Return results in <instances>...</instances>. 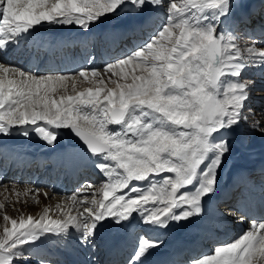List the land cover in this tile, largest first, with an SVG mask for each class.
Segmentation results:
<instances>
[{
  "label": "snow or ice",
  "instance_id": "snow-or-ice-1",
  "mask_svg": "<svg viewBox=\"0 0 264 264\" xmlns=\"http://www.w3.org/2000/svg\"><path fill=\"white\" fill-rule=\"evenodd\" d=\"M158 11L165 13L164 23L134 49L106 61L107 78L95 68L89 72L88 62L75 75L32 74L0 63V137L35 135L55 148L67 133L82 146L75 155L107 181L100 200L91 183L80 186L78 193L92 198L71 197L82 209L76 215L52 218L44 209L38 218L11 219L0 234V264L32 259L26 249L49 236L64 243L75 238L84 264H98V226L106 220L132 226L136 217L126 264H146L170 226L205 214V201L216 195L237 145L264 136V110L258 114L250 104L255 81L242 75L264 69V0H0V54L44 24L89 32L119 17L134 31ZM240 31L259 37L245 44L246 58ZM91 80L99 86L76 90L77 82ZM69 85L74 94H66ZM58 90L64 94L56 98ZM4 179L0 171V187L16 192ZM188 264H264V216Z\"/></svg>",
  "mask_w": 264,
  "mask_h": 264
},
{
  "label": "bare ground",
  "instance_id": "bare-ground-1",
  "mask_svg": "<svg viewBox=\"0 0 264 264\" xmlns=\"http://www.w3.org/2000/svg\"><path fill=\"white\" fill-rule=\"evenodd\" d=\"M165 18V13L163 11H158L143 24V27L137 28L134 31L130 30L125 22L119 17H109L104 20L102 24L93 28L89 32H84L75 26L44 24L38 29V31L33 32L31 36L22 37L18 44L10 45L8 52L0 57V63H4L6 67H17L22 71H30L32 74L40 75H75L77 69H80L86 62H88L87 70L89 72L93 68L100 71L104 68L106 61H110L113 57L120 56L141 44L149 34L164 23ZM132 35H136L138 40L136 44L132 43L130 50L127 51L128 46L127 42H125L126 37ZM104 37H106V39H104ZM254 38L259 37L258 35L252 36L251 39ZM119 39L124 41L123 46L122 44L120 46L116 45V42ZM55 40L56 42L59 41V44L63 46L64 49L69 48L70 51L73 49L74 52L76 47L78 48L79 46H82L81 51H83V53L72 58V65H66L62 70H52L53 67L46 65L45 57L49 52H45V45L47 43H53ZM104 40L106 47H111V50L104 51ZM239 41L242 43L244 41V46L241 47V50L242 55L246 58L247 53L243 52L246 41H241L240 39ZM58 48L59 46H56V49ZM33 54H35L36 57L43 62V66L49 70L44 69L37 71V68L30 64V59H27L22 66L19 64L18 60L20 56L27 55L30 58ZM63 54L64 53H61L60 56L59 54H54L53 57L58 56L59 58L63 56ZM51 58L52 57L50 56V59ZM260 70L261 69L258 67L248 69L246 71L247 74H244L251 77L246 80L252 82V78H255ZM101 73L107 78V73H104V69ZM137 74H140L139 70L137 71ZM245 75H243L244 79ZM112 79L118 78L113 76ZM108 82L111 85V82ZM129 82L131 81L129 80ZM79 83L80 82H77V85H80ZM82 83L86 84L85 87L99 86L95 80H91V82L83 81ZM70 86L71 85H69V87ZM259 87V83L255 81V89L251 93V107L255 108V106H257L260 112L257 110L255 111L258 112V114L264 110V92H260L262 90L258 89ZM60 94H64L63 90H58L55 94L56 98H58ZM110 127L113 129L118 128L116 125ZM81 148L82 147L76 142L67 141L65 136L59 141L55 148L49 147L35 135L28 139L19 135L0 137V171L3 172L5 177L2 183L9 187V189L17 190L16 192H5L4 189L0 187V202L5 203V208L0 210V234L3 233V228L5 226L11 227V219L14 218L19 221L21 216L26 218L28 215H33L38 218L43 214L44 209H48L49 215L52 216V218H60L61 216H64L65 213L69 212L72 215H76L78 211L82 209L80 205L73 203L71 197L76 195L77 200L92 198V195H89L86 198L78 193V189L85 182H89L93 185L92 194L95 195L97 200L103 198L101 190L102 183L107 181L103 180L101 175L92 167L90 162L83 163L79 156L75 155L76 153L81 152ZM55 159H61L66 162V165L61 166L58 170L60 175L61 173H64L63 177L65 178L66 172H72L70 174L71 182L68 186L53 182L54 179L50 178L54 172L53 166ZM44 162H46V172L39 169ZM32 168H35V171H32ZM257 170L264 171V136L259 135L251 138L243 148L237 145V150L234 151L231 156L226 158L220 172V182L216 195L223 191H227V187L234 183L235 180L244 177L246 173H254ZM60 175L59 183H62L64 179L60 178ZM48 179L53 181H49ZM81 181L82 184H80ZM43 183L45 186H41ZM25 188H33L37 189V191L29 192L25 195L22 191V189ZM70 190H73V192L69 193ZM17 192L19 195H17ZM5 197H8V199L5 200ZM205 208L206 211L202 217L193 219L187 223L182 222L180 224H174L170 226L164 236H166V234L177 235L180 230H183V236L180 237L186 241V245L183 249L188 247V243L191 240H196L197 236L201 233L202 222L210 217L212 211L211 200L205 201ZM4 215L10 217L7 222L3 219ZM138 219L139 218L136 217V219L133 220V225L129 226L130 249H133L136 242L138 229L135 227V224ZM250 223L245 225L242 230L238 231L237 234L227 241H232L245 231L249 230ZM123 227L124 226L115 224L112 220L103 221L98 226V250L96 256L98 264H106L107 262L100 247L102 245H108V241L120 232ZM163 240V246L154 253L152 257H150L146 264H160L170 259L169 252L171 250V243L169 242L168 237L163 238ZM217 245H219V243H217ZM77 248L78 245L76 244L75 238L64 243L51 236L47 238L41 237L34 245L26 249L33 254L32 259L20 261L19 264H38L40 259L51 260L53 264H84L85 257L77 251ZM113 249L116 251L115 254L118 255V245H115ZM201 253L211 254L212 250H203L201 246L200 252L197 255ZM174 255L175 257H178V260H176L174 264H188V261L181 262L180 251Z\"/></svg>",
  "mask_w": 264,
  "mask_h": 264
},
{
  "label": "rangeland",
  "instance_id": "rangeland-1",
  "mask_svg": "<svg viewBox=\"0 0 264 264\" xmlns=\"http://www.w3.org/2000/svg\"><path fill=\"white\" fill-rule=\"evenodd\" d=\"M177 3H180V0H177ZM246 35H248V34H245V33H243L242 31H240V33L238 32V37H239V39L241 40V41H243V40H245L246 42H245V44L247 43H251L252 42V40L253 39H249L248 38V36L246 37ZM252 38V37H251ZM239 39H238V43H239V45L242 47V46H244V41H243V43L242 42H240L239 41ZM254 39H259V38H254ZM262 46H264V45H262ZM243 52L244 53H246L244 50H243ZM103 69L104 68H102L101 70H100V72H102L103 71ZM249 72H250V70H249ZM247 74V73H246ZM242 75H245V74H242ZM251 76H247V75H245V79H248V78H250ZM243 78H244V76H243ZM252 80L253 81H256L255 80V78H252ZM257 82V81H256ZM80 85H76V90L78 91V90H80L81 88H83V87H85L86 86V84H84V83H79ZM108 84H109V82H108ZM109 86H111L110 84H109ZM66 94H74V91L72 90V88H71V86L68 88V91H67V93ZM250 104H251V101H250ZM255 105V104H254ZM256 108H257V106H255ZM260 112V111H259ZM258 113V112H257ZM117 127H119V126H117ZM65 136V135H64ZM41 170H43L44 172H45V167H43V168H41ZM80 184H82V181L80 182ZM41 186H45L44 185V183L41 185ZM41 186H39V187H41ZM76 189V188H75ZM74 190V189H73ZM73 190H70L69 191V193L70 192H73Z\"/></svg>",
  "mask_w": 264,
  "mask_h": 264
},
{
  "label": "water",
  "instance_id": "water-1",
  "mask_svg": "<svg viewBox=\"0 0 264 264\" xmlns=\"http://www.w3.org/2000/svg\"><path fill=\"white\" fill-rule=\"evenodd\" d=\"M69 136H71V135H69ZM70 138H73V137L71 136Z\"/></svg>",
  "mask_w": 264,
  "mask_h": 264
}]
</instances>
